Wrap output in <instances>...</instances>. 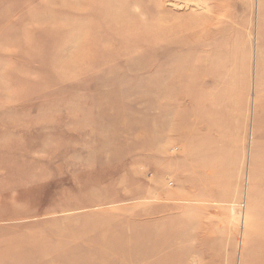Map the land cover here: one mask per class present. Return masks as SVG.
<instances>
[{
	"label": "rangeland",
	"instance_id": "obj_1",
	"mask_svg": "<svg viewBox=\"0 0 264 264\" xmlns=\"http://www.w3.org/2000/svg\"><path fill=\"white\" fill-rule=\"evenodd\" d=\"M0 264H264V0H0Z\"/></svg>",
	"mask_w": 264,
	"mask_h": 264
}]
</instances>
